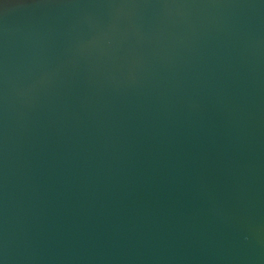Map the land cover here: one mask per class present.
<instances>
[{"label":"water","instance_id":"95a60500","mask_svg":"<svg viewBox=\"0 0 264 264\" xmlns=\"http://www.w3.org/2000/svg\"><path fill=\"white\" fill-rule=\"evenodd\" d=\"M0 264H264V0H0Z\"/></svg>","mask_w":264,"mask_h":264}]
</instances>
